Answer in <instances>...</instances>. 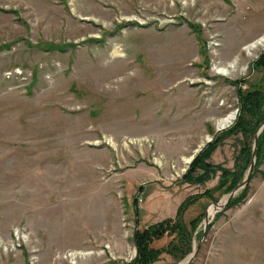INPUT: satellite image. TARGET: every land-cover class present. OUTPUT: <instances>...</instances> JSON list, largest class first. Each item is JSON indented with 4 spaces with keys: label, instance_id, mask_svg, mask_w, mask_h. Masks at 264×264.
Returning <instances> with one entry per match:
<instances>
[{
    "label": "rangeland",
    "instance_id": "obj_1",
    "mask_svg": "<svg viewBox=\"0 0 264 264\" xmlns=\"http://www.w3.org/2000/svg\"><path fill=\"white\" fill-rule=\"evenodd\" d=\"M261 36L264 0H0V264H176L203 236L185 264H264V127L245 187L248 152L189 233H137L264 123Z\"/></svg>",
    "mask_w": 264,
    "mask_h": 264
},
{
    "label": "trees",
    "instance_id": "obj_2",
    "mask_svg": "<svg viewBox=\"0 0 264 264\" xmlns=\"http://www.w3.org/2000/svg\"><path fill=\"white\" fill-rule=\"evenodd\" d=\"M260 61H261V63H264V54L260 57ZM240 94H241V91H240ZM238 127L242 129L241 132L244 135V141H243V146H242V148L240 150V153L237 156L235 167L237 166L239 160L245 155V153L248 152V154L251 155V158H252L254 137H255V135L257 133V130H256L255 133L253 134V136L251 137V134L249 132H247L246 130H243L244 129L243 125L242 126H236V127H234V130H231V131L232 132H239V131L235 130ZM262 132H260V134L258 136V153H257L256 165H258L259 162H260V154L259 153H260V148H261V143H262V137H261V135L263 134ZM224 136L225 135H223L222 137H224ZM218 140H220V139H218ZM213 147H214V145L212 144L209 148H206V150L201 154L202 156L200 158L196 157L193 160V162H192V164L190 166V171L195 166H198L199 164H202V163L206 164L207 166H212L211 163H209L207 161V158H208V155L210 154V150ZM251 158H250V161H251ZM249 165H250V162H249L246 170H248ZM232 174H235V171L229 170V169L224 170V172L222 173V175L219 178L218 184L213 187V190H216V189L219 190V189L223 188L224 186L227 187V184H228L227 180H228L229 176L232 175ZM231 183L232 182H230V186L232 185ZM211 191H212V189H211ZM205 192H207V191H205ZM211 195H213V193ZM189 203H190V200H188V199L184 200L181 203L180 208H179L178 213H177V215L179 216V219H176V220H174L173 218L172 219H170V218L165 219V220H163L161 222H158L156 224H153V225H151L149 227H145V229H143V230H138L137 231L138 235H149V236H151L153 234V235H157L158 237H161L165 233H175V232L176 233H189L188 232L189 230L188 231L185 230V229H187V227L184 224V222L182 221L183 213L186 210V208L188 207ZM197 217L192 219V221H191L192 226H194L197 223L198 218H199V217L198 218ZM173 247H176V245H174ZM154 251L155 250L151 249V251H149V252L152 253ZM157 251H160V250L157 249ZM144 257H145V255L143 253V255H141L139 258H140L141 261H143ZM150 260H151V258H147L146 261H145V264H149Z\"/></svg>",
    "mask_w": 264,
    "mask_h": 264
},
{
    "label": "crops",
    "instance_id": "obj_3",
    "mask_svg": "<svg viewBox=\"0 0 264 264\" xmlns=\"http://www.w3.org/2000/svg\"><path fill=\"white\" fill-rule=\"evenodd\" d=\"M235 136V137H238L239 138V144H238V146L234 149V151H235V153L233 154L234 155V158H233V162L231 163V156L229 155V156H227V157H224V158H221V159H218L217 157H215V155H216V150L217 149H215V150H212V152H211V150H210V154H211V156H212V158L214 159V160H212V159H209L208 160V158H207V161L209 162V163H211V165L213 166V167H215V170H213L214 171V177L212 178V179H216V181H215V183L217 184L218 182H219V178H220V176L222 175V173L224 172V170H226V169H231V167L233 166V164H234V161L237 159V156H238V154L240 153V150H241V148H242V146H243V141H244V136L241 134V133H236V134H231V135H226V136H224V137H222L220 140H222V141H220V142H216L215 143V146L216 145H218V144H220L221 142H223V141H225L227 138H229L230 136ZM222 144V143H221ZM219 151V153H221V152H223L224 154H227L228 153V151H231L230 150V148H224L223 150L221 149V150H218ZM217 151V152H218ZM233 151V152H234ZM226 159L228 160V161H226ZM231 163V164H230ZM202 166H206V167H208L207 165H204L203 163L202 164H199L198 166H195L190 172H189V174H188V176H191V179L190 180H193V179H200V181L201 182H203V181H205V179L206 178H204V173L203 172H199L198 170L199 169H202L201 167ZM217 168V169H216ZM233 168V167H232ZM198 172V175H196L195 177H193L196 173ZM187 178V177H186ZM185 178V179H186ZM188 179V178H187ZM211 179V176L210 177H208V180L210 181V180H212ZM207 182V181H206ZM204 183V182H203ZM197 184V183H196ZM213 186H214V183L212 184V186L211 187H207L206 189H204L203 191L202 190H200V191H196V190H198L197 188L196 189H193L194 187H191V188H189V191L187 192V195H185V197L183 198L184 200H187L188 198V200H190V203H189V205H188V207L186 208V210L184 211V213H183V215H189V216H192L193 215V213L194 212H196L197 211V209L199 208V207H201L202 205H203V201H204V195L205 196H209L210 198H212V193L214 194V192H215V190H213ZM211 189H212V191H211ZM205 191H207V192H205ZM199 192V193H198ZM198 196H199V198H198ZM201 196V197H200ZM191 198V199H190ZM216 198V197H215ZM214 199V198H213ZM213 199H211V200H213ZM184 200H182V201H184ZM191 200H193L192 202H191ZM182 202H180L179 204H178V206H180V204H181ZM177 209H178V207H177ZM177 212H178V210H176ZM195 217H197V216H194L192 219H194ZM88 259V257H84V258H80L79 259V264H85L86 262H87V259Z\"/></svg>",
    "mask_w": 264,
    "mask_h": 264
},
{
    "label": "water",
    "instance_id": "obj_4",
    "mask_svg": "<svg viewBox=\"0 0 264 264\" xmlns=\"http://www.w3.org/2000/svg\"><path fill=\"white\" fill-rule=\"evenodd\" d=\"M264 127V123L260 126V129H258L255 137H254V142H253V151H252V158H251V162H250V165L248 167V170L246 172V175H245V178L244 180L242 181L241 184H239V186H237L235 189H233L232 191H230L229 193V196H228V199L227 201L231 198V196L234 194V192L236 190H239L240 188L242 187H245L250 179H251V176H252V173L254 171V168H255V163H256V159H257V152H258V136H259V133L261 132V129ZM209 218H208V215L206 214L205 215V226L208 225L209 223ZM205 235V234H203ZM204 237V236H203ZM203 237L201 238V240L198 242V244L195 246L194 250L188 255L187 258L183 259L182 261H179L178 263L176 264H185L187 261H189L190 259H192L193 257H195L199 251V247L201 245V242H202V239Z\"/></svg>",
    "mask_w": 264,
    "mask_h": 264
},
{
    "label": "bare ground",
    "instance_id": "obj_5",
    "mask_svg": "<svg viewBox=\"0 0 264 264\" xmlns=\"http://www.w3.org/2000/svg\"><path fill=\"white\" fill-rule=\"evenodd\" d=\"M264 41V36H261L256 42H254L252 45L255 46L257 43H262ZM248 48V47H247ZM226 73V71H225ZM235 114L234 112L229 113L225 118L222 120L223 127L226 126L228 123L232 122V119L234 118ZM213 210H215V206L211 207Z\"/></svg>",
    "mask_w": 264,
    "mask_h": 264
},
{
    "label": "built area",
    "instance_id": "obj_6",
    "mask_svg": "<svg viewBox=\"0 0 264 264\" xmlns=\"http://www.w3.org/2000/svg\"><path fill=\"white\" fill-rule=\"evenodd\" d=\"M213 44H217L218 45V42H213ZM139 200L141 199V197L138 198ZM16 235V238L19 239L18 237H20L19 233H14Z\"/></svg>",
    "mask_w": 264,
    "mask_h": 264
}]
</instances>
